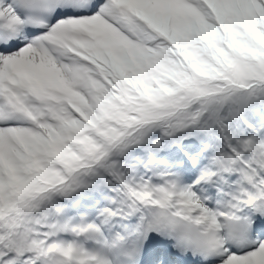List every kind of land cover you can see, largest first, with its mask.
Here are the masks:
<instances>
[{
    "label": "snow or ice",
    "instance_id": "obj_1",
    "mask_svg": "<svg viewBox=\"0 0 264 264\" xmlns=\"http://www.w3.org/2000/svg\"><path fill=\"white\" fill-rule=\"evenodd\" d=\"M0 264H264V0H0Z\"/></svg>",
    "mask_w": 264,
    "mask_h": 264
}]
</instances>
